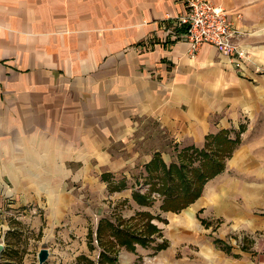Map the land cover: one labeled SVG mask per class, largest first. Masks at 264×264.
<instances>
[{
	"label": "crops",
	"instance_id": "1",
	"mask_svg": "<svg viewBox=\"0 0 264 264\" xmlns=\"http://www.w3.org/2000/svg\"><path fill=\"white\" fill-rule=\"evenodd\" d=\"M211 1L249 53L241 68L212 44L190 53L182 0H0L1 226L32 207L25 219L43 218L40 232L63 224L101 182L129 202L138 165L147 178L156 155L176 163L160 145L202 148L227 130L241 141L225 169L166 217L179 214L188 241L214 220L223 241L242 231L251 248L231 237L218 264H264V0Z\"/></svg>",
	"mask_w": 264,
	"mask_h": 264
},
{
	"label": "rangeland",
	"instance_id": "2",
	"mask_svg": "<svg viewBox=\"0 0 264 264\" xmlns=\"http://www.w3.org/2000/svg\"><path fill=\"white\" fill-rule=\"evenodd\" d=\"M214 139V137H209L208 143L200 146L202 148L199 149H206L213 156L218 157L219 146ZM171 142L168 147L160 145L162 150L171 156V162L176 161L177 164L190 163L188 158L190 155L188 153L182 155L184 145L174 143L173 141ZM197 163L195 162V165ZM138 166L133 170V175L138 176L141 182L144 183L138 186V189L145 192L148 189V184H146L148 181L145 176H141L140 170L142 168L140 165ZM119 178H121V174L115 176V179ZM129 184L131 183L129 182ZM100 185L101 189L97 186L96 192L86 193V191L80 193L82 195L81 199L84 198L85 202H88V206L87 208L80 206L78 211L74 210L75 212L73 211V213L77 215L75 216L76 218L66 220L65 223L53 225L52 227L46 225L42 232H40V229L44 223L43 218L40 219V216L37 217V222L25 219L28 216L27 210L32 216L37 214L33 210V207L31 208L32 211L27 208L26 211L21 209L20 212L9 213L13 217L10 223L8 225H0V243L4 244V249L0 254V260L4 261L3 258L5 256L3 258L1 256L7 246V251L11 252L9 254L10 262H0V264H39L38 252L43 247H47L50 251L48 259L43 264H93V261L96 264L101 257L100 253L103 251V243L99 245L95 234L94 245L96 248L91 249L87 235L88 228L90 227L89 230L96 228L99 219L106 217L114 226L123 225L133 231H141L146 229L150 222L148 217L143 215L145 212H150L158 218H155L153 222L161 228L162 234L159 236L155 235L156 241L150 243L148 246L137 244L135 251H131L111 239L108 246H112L111 249L114 248L113 250L110 249L112 253L115 250L117 251V260L115 263L109 264H218L219 244L217 240L220 238L217 236V220L213 221V225L210 222H205L207 230L202 227V230L197 231L196 239L188 241V233H184L183 229L179 226L180 224L177 222L180 219L179 214H172L170 215L171 218H167L166 212L168 211L160 208L162 197L156 191L154 192L156 200L151 202L149 206H141L131 197L129 198V202L122 200V197H111L105 184L101 182ZM102 194L105 198H103ZM125 194L131 196V189H127ZM87 213L89 214L87 215ZM81 216L83 220L85 219V222H83ZM18 217H21V219ZM108 231L107 238H113L114 234H111L110 229ZM198 234L200 235V239H197ZM258 234H254L255 240L258 238ZM231 237H233V245L241 250H249L254 242V238L243 234L242 231L232 232L228 237V241L224 240L226 244L225 242L220 244L226 253L234 254L232 252V245L230 244ZM162 240L167 242V247L156 251V244L161 243ZM196 242L199 243L201 249L206 242L210 243L214 253H210V256H208L207 253L205 254L200 250ZM105 244L107 243L105 242ZM82 255L85 258H81Z\"/></svg>",
	"mask_w": 264,
	"mask_h": 264
},
{
	"label": "trees",
	"instance_id": "3",
	"mask_svg": "<svg viewBox=\"0 0 264 264\" xmlns=\"http://www.w3.org/2000/svg\"><path fill=\"white\" fill-rule=\"evenodd\" d=\"M209 137H214V140H216V143L219 146L218 157L213 156V154L209 153L206 149L203 150L194 146L186 147L183 148L182 155L188 153L190 155V157H188L190 163L177 164L172 162L170 165H167L160 157V154H158L147 165V191L142 192L139 189H134L133 199L141 206H149L151 202L156 200V196H154V192L156 191L162 197L160 208L165 211L174 212H180L182 209L193 203L202 194L206 182L225 169L226 159L231 156L233 150L241 141L239 135L235 138L230 137L227 130H221L217 134L210 135ZM195 162H198L197 165H195ZM103 178L110 180V177L105 174L103 175ZM143 184L144 183L140 182L138 183V186ZM124 186L125 183L121 185V187ZM116 187L119 188V186L113 188ZM143 215L147 216L150 222L148 223V227L141 231L127 229L121 224V226H114L106 217H101L99 219L96 231H94V229L88 231L89 246L91 249L96 248L94 245L95 234L99 245L103 243V251H101V257L96 264L115 263L117 260V251L115 250L112 253L111 250L114 248L111 249L112 246H108L111 239L114 242L119 243V245L127 247L131 251L137 249V244L148 246L150 243L156 241L155 235L159 236L162 234L161 228L153 222L157 217L153 216L150 212H145ZM109 229L111 230V234H114V237L108 239L107 236L109 234ZM105 242L107 244H105ZM217 242L220 245L225 241L218 239ZM166 247L167 242L162 240L161 243L156 244L155 249L156 251H159ZM10 253V251H7L6 246L1 256L2 258L4 256L6 258L4 257V261L0 260V262H10ZM81 258L85 257L82 255ZM92 263L94 264V261Z\"/></svg>",
	"mask_w": 264,
	"mask_h": 264
},
{
	"label": "built area",
	"instance_id": "4",
	"mask_svg": "<svg viewBox=\"0 0 264 264\" xmlns=\"http://www.w3.org/2000/svg\"><path fill=\"white\" fill-rule=\"evenodd\" d=\"M187 7V14L181 23L186 28L183 36L189 42V51L196 54L203 43L212 44L232 58L241 68L249 53L242 45L235 42L238 33L234 23L228 18L226 8L211 0H182ZM252 264H262L254 260Z\"/></svg>",
	"mask_w": 264,
	"mask_h": 264
},
{
	"label": "water",
	"instance_id": "5",
	"mask_svg": "<svg viewBox=\"0 0 264 264\" xmlns=\"http://www.w3.org/2000/svg\"><path fill=\"white\" fill-rule=\"evenodd\" d=\"M4 249V244L0 243V254L1 251ZM50 251L47 247H43L38 252V260L39 264H43L49 257Z\"/></svg>",
	"mask_w": 264,
	"mask_h": 264
}]
</instances>
